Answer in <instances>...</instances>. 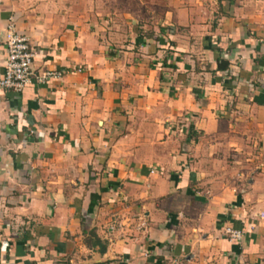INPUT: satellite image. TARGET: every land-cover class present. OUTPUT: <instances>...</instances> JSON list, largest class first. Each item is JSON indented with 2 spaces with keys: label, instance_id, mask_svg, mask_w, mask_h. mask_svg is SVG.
Returning a JSON list of instances; mask_svg holds the SVG:
<instances>
[{
  "label": "crops",
  "instance_id": "1",
  "mask_svg": "<svg viewBox=\"0 0 264 264\" xmlns=\"http://www.w3.org/2000/svg\"><path fill=\"white\" fill-rule=\"evenodd\" d=\"M12 20L0 264H264V0H0V78Z\"/></svg>",
  "mask_w": 264,
  "mask_h": 264
},
{
  "label": "built area",
  "instance_id": "2",
  "mask_svg": "<svg viewBox=\"0 0 264 264\" xmlns=\"http://www.w3.org/2000/svg\"><path fill=\"white\" fill-rule=\"evenodd\" d=\"M6 48L7 64L3 76L0 78L1 91L21 93L30 86H44L64 77V73L60 71L36 73L33 65L37 53L33 49L30 39L17 30L13 20L7 29ZM245 234L244 230L233 226L224 228V236L231 242H243Z\"/></svg>",
  "mask_w": 264,
  "mask_h": 264
},
{
  "label": "trees",
  "instance_id": "3",
  "mask_svg": "<svg viewBox=\"0 0 264 264\" xmlns=\"http://www.w3.org/2000/svg\"><path fill=\"white\" fill-rule=\"evenodd\" d=\"M229 68V64L228 63H224V62H221L220 65H219V70H227Z\"/></svg>",
  "mask_w": 264,
  "mask_h": 264
}]
</instances>
